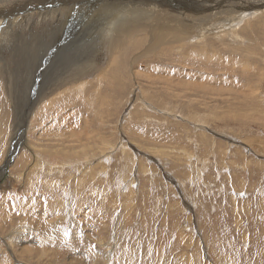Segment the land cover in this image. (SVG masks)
<instances>
[{"label":"rangeland","instance_id":"rangeland-1","mask_svg":"<svg viewBox=\"0 0 264 264\" xmlns=\"http://www.w3.org/2000/svg\"><path fill=\"white\" fill-rule=\"evenodd\" d=\"M43 4L1 18L15 28L0 32V58L12 37L60 22L62 9L42 18ZM247 11L252 31L116 59L100 110L94 90L84 100L63 87L36 104L47 55L27 101L1 81L0 133L21 131L0 162V264H264V15ZM98 58L110 66L103 49Z\"/></svg>","mask_w":264,"mask_h":264},{"label":"bare ground","instance_id":"bare-ground-1","mask_svg":"<svg viewBox=\"0 0 264 264\" xmlns=\"http://www.w3.org/2000/svg\"><path fill=\"white\" fill-rule=\"evenodd\" d=\"M39 1L44 3V9H46V7L51 9L50 12L44 14L42 18H57L56 12L59 8L62 9L63 16L59 23H53L46 26L42 25L38 30H33L29 34H25V32L23 35V33H21L22 35H19V37L14 34L16 38H11V46L8 56H4L3 58L1 55L0 58V84L1 81L4 83L5 91L9 97L11 96L19 102L27 101L29 97V89L31 90V86L33 85L36 67L42 61V58L47 55L41 69H45L49 65L52 66V68L47 70L52 76L44 82L40 95L38 96L36 104H39L38 106H40V108H43L47 104L50 96H52L55 90L63 87L65 90L73 91L78 97L82 96L84 100H87L94 90L96 95L89 98L88 102L94 103V110L95 108L100 110L99 95L104 91L110 92L112 90L113 75L111 76V74L113 71V63L116 59L118 60V66L121 67L122 62L124 63L128 61L132 56L134 57L133 59H136L139 55L145 57L149 52L152 43H157L160 47L171 46L173 44H184V41L187 42L189 40L191 43V40H196L195 38L201 40L209 35H219L232 31L235 33V30H237L238 27H243L241 31H252L253 26L251 21L241 24L243 20L240 17L242 10L248 13L250 12L247 10L262 11L260 13L264 15V9H262L264 8V0H232L228 3H226V0H170L177 6V13L174 12L175 8L166 7L164 1L169 2V0L158 1V3H161L162 5L157 7L151 3L147 5L144 3L145 1L142 0L132 3L131 6H129L130 3L126 0H119L121 6L118 5V0L105 2L104 0H0V32L3 31V36L10 35V30H12L10 28L13 27L8 26V29L5 30L6 22L1 21V18L6 15V12L9 9H11L12 12L17 11L18 6H23L25 10L42 9L40 5L41 3H38ZM139 1H142L143 3H140ZM98 2L104 3L96 5L99 4ZM147 2L148 1H146V3ZM215 6L218 8H214ZM250 20H253V18ZM15 23L17 24V22ZM257 29L261 30L262 28L257 27ZM231 35L234 34L231 33ZM127 42L129 43L127 44ZM53 45L54 48L51 49ZM59 46H61V48H59L57 52H54ZM124 46H126V50H124ZM102 49L107 52V64L110 65L106 68L99 65L98 57ZM2 50L3 49L0 48L1 54ZM132 50L137 51L135 55L131 54ZM218 65H220V62ZM221 65H223V63ZM99 84L102 85L100 88H98ZM247 97L245 96V99ZM102 100H105V102L107 101L105 98H102L101 103ZM2 107L3 109L6 108L5 105H2ZM3 109H1L0 113H4ZM98 110L92 111V115L97 116ZM5 114L8 118V109ZM18 117H20V114H17V118ZM45 117L50 118L49 116ZM4 123V120H0V124ZM15 123L19 125V121H16ZM20 131L21 128H17L15 134L11 135L9 138L8 134L5 136L6 133H0V162L6 154V149L10 146L9 143H12ZM4 137L5 140L3 141ZM23 138V133H20L19 140H22ZM28 145L24 142L20 152L24 151ZM29 148L31 151L32 148ZM15 158L17 159V157ZM7 159L8 161H11L10 157ZM4 165L6 170L8 163H5ZM16 166L18 165L16 164ZM14 167L15 166H13V168ZM1 176L2 174L0 175V178ZM17 180L19 179L17 178ZM2 204L4 207V203ZM0 223H2V221Z\"/></svg>","mask_w":264,"mask_h":264}]
</instances>
